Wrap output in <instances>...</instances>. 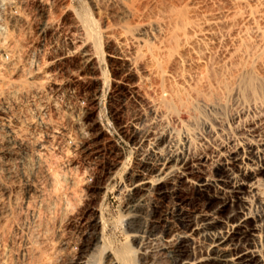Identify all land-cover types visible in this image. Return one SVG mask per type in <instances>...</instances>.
<instances>
[{
  "label": "rangeland",
  "instance_id": "374dc122",
  "mask_svg": "<svg viewBox=\"0 0 264 264\" xmlns=\"http://www.w3.org/2000/svg\"><path fill=\"white\" fill-rule=\"evenodd\" d=\"M87 9L103 37L102 59L80 41ZM253 23L264 35V0H0V264H34L24 240L27 248L41 242L38 223L51 222L59 210L52 207L44 217L41 208L58 196L64 206L72 201L73 207H64L72 219L65 227L49 226L55 241L45 250L52 264L76 252L100 213L112 248L131 245L134 214L125 210L117 190L141 151L133 131L169 130L172 151L189 138L195 161L212 157L215 129L224 140L253 121L238 76L250 68L264 79V37L259 39ZM172 91L191 97L193 109L169 113L161 102ZM179 191L180 197L159 202L156 217L179 204L190 216L218 205L190 188ZM150 201L137 214L143 228ZM131 248L134 264H173L154 247V261L141 263L139 246Z\"/></svg>",
  "mask_w": 264,
  "mask_h": 264
},
{
  "label": "bare ground",
  "instance_id": "6f19581e",
  "mask_svg": "<svg viewBox=\"0 0 264 264\" xmlns=\"http://www.w3.org/2000/svg\"><path fill=\"white\" fill-rule=\"evenodd\" d=\"M81 20L82 36L85 37L79 38L82 45L91 44L96 56L102 59L103 37H101L99 24L94 20L89 9L84 11ZM217 24H219L217 21L211 26L208 23L210 26L208 33L211 36ZM43 27L40 28L42 33L44 32ZM260 27L256 24L253 27V31L260 36L259 39L264 37ZM249 69L241 70L238 76L244 91L240 90L243 95H246V103L254 112L255 119L244 127H238L232 135L229 132L231 137L224 138V140L217 129L212 130L214 127L211 125L214 135L212 145L209 147L211 158L202 155L195 161L192 160L193 158L188 153L191 141L186 137L182 139L181 149L170 150L172 138L169 130L164 129L160 133H153L150 129L135 128L133 131L136 144L134 145L138 146L141 151L137 157L136 168L129 174L127 182L117 190V196L125 210L130 215L134 214L130 217L131 222L128 224V231L131 232L129 240L131 245L139 246L138 254L141 257V263L147 260L154 261L150 251L151 247H154L160 252L168 253L173 264H264V130L262 129L264 125V79L254 77ZM181 90L183 93L187 92V90ZM177 91L176 93L175 91L170 92L171 95L162 100L161 105L172 114L192 110L194 107L193 102L191 103L192 99L191 97H189L191 101L187 99V96L191 95L187 92L188 95L185 96L186 92L183 95ZM144 145L146 149H143ZM81 180L83 182V179ZM59 184L56 181L57 187L60 186ZM79 185L71 184L73 188ZM180 187L190 188L196 197L205 199L208 204L217 202L218 205L212 212L202 211L190 216L179 204L172 213L156 217L159 202L169 197H180ZM58 190L57 188V192ZM147 197H151L150 210L146 208L149 220L143 228V218L137 214L142 213ZM63 198L58 196L56 200L46 201L41 208L44 217L51 214L52 207L55 211L59 208L56 217L51 222L40 223L38 221L39 230L41 228L42 233L41 242L38 244L29 238L33 243L31 242L32 244L29 245L32 246L27 248L26 240H24V246H26L24 248L30 253V257H33L31 262L34 264H52L53 258L50 257L52 255L49 256L45 250L47 242L55 241L52 239L49 226L52 224L58 228L62 225L65 227L72 219V215L69 216L68 211L64 210L66 205L73 207L70 204L71 200H66L67 204L64 206L66 202ZM12 220L11 222H15ZM29 221L30 219L28 220L30 225L31 221ZM106 232L107 226L103 214L100 213L99 217L91 219L89 232L77 245L76 252H71L69 257L63 258L64 260L61 259L60 264H134L135 254L131 245H127L122 251L114 250L106 239ZM30 241L27 240V244ZM204 245H206L205 249ZM63 246L65 247L66 244Z\"/></svg>",
  "mask_w": 264,
  "mask_h": 264
}]
</instances>
